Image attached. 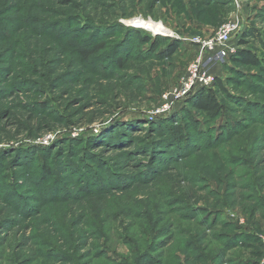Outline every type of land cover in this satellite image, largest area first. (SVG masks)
Returning a JSON list of instances; mask_svg holds the SVG:
<instances>
[{
  "label": "rangeland",
  "instance_id": "obj_1",
  "mask_svg": "<svg viewBox=\"0 0 264 264\" xmlns=\"http://www.w3.org/2000/svg\"><path fill=\"white\" fill-rule=\"evenodd\" d=\"M233 22L263 67H208L218 117L157 114ZM0 264H264V0H0Z\"/></svg>",
  "mask_w": 264,
  "mask_h": 264
},
{
  "label": "trees",
  "instance_id": "obj_2",
  "mask_svg": "<svg viewBox=\"0 0 264 264\" xmlns=\"http://www.w3.org/2000/svg\"><path fill=\"white\" fill-rule=\"evenodd\" d=\"M126 31L127 33H129L128 36H131V38L133 36V39H135L137 43L140 44L141 46H150V49L154 51V53L157 52L164 43H168L169 47L166 46L164 48V51L165 52L169 51V55L175 53V51L178 49L177 44L179 42L172 37L154 35L152 32H149L144 28L127 27ZM245 37L246 35H244L243 38H241V43L245 42L244 39ZM104 48H105L104 44L101 43L98 46H96L93 50L82 51L81 53L84 56V58L90 59L93 55H95ZM230 57L234 63L243 67L262 66L258 56H256L251 50H246V49L238 50L234 55H231ZM238 81H241V79ZM216 85L219 91L223 92L225 95H228V91L225 85L219 82V80L218 82H216ZM207 89L208 88L206 87H201V89H199L198 91L196 90V92L194 93L192 91V93L185 99V102L186 104H190V106L193 109L202 112L209 117H218L221 115L222 106L218 102V99ZM173 113L176 114V112ZM175 114H173V116H175ZM175 129H177L176 132H174L175 134H177V140L180 141L184 138L183 140H185L187 144L188 140L186 138L184 131H182L181 128L179 127H176Z\"/></svg>",
  "mask_w": 264,
  "mask_h": 264
},
{
  "label": "built area",
  "instance_id": "obj_3",
  "mask_svg": "<svg viewBox=\"0 0 264 264\" xmlns=\"http://www.w3.org/2000/svg\"><path fill=\"white\" fill-rule=\"evenodd\" d=\"M241 32L242 26L238 22L229 23L222 26L212 39L204 42L203 52L190 66L188 77L183 80L179 88L164 94L165 102L157 114L164 115L174 111V106L184 101L196 88L210 87L215 82V76L209 72L208 67L233 54L232 42ZM152 33L156 35L157 32L152 31ZM204 51L209 55L204 56Z\"/></svg>",
  "mask_w": 264,
  "mask_h": 264
},
{
  "label": "bare ground",
  "instance_id": "obj_4",
  "mask_svg": "<svg viewBox=\"0 0 264 264\" xmlns=\"http://www.w3.org/2000/svg\"><path fill=\"white\" fill-rule=\"evenodd\" d=\"M133 23L135 24V26H138L140 28H148L151 29L152 31L158 32V33H168V29H166L163 25L161 24H156L154 22H147L141 19H136L135 21H133ZM137 27V28H138ZM147 30V29H146Z\"/></svg>",
  "mask_w": 264,
  "mask_h": 264
}]
</instances>
